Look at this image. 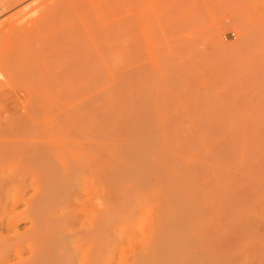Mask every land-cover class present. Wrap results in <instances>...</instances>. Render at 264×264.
I'll return each mask as SVG.
<instances>
[{"label":"rangeland","instance_id":"1","mask_svg":"<svg viewBox=\"0 0 264 264\" xmlns=\"http://www.w3.org/2000/svg\"><path fill=\"white\" fill-rule=\"evenodd\" d=\"M81 2L0 1V264H264V0H94L69 89Z\"/></svg>","mask_w":264,"mask_h":264},{"label":"bare ground","instance_id":"2","mask_svg":"<svg viewBox=\"0 0 264 264\" xmlns=\"http://www.w3.org/2000/svg\"><path fill=\"white\" fill-rule=\"evenodd\" d=\"M0 1H2L4 3L3 6L4 5L7 6L11 0H0ZM95 2H94V0H84L83 3L81 2V4L78 5V11H77L79 14V19L76 17L81 22L80 25L74 26L72 28V31L70 34L67 33L64 36L58 35L59 40L64 41V46L66 47L67 52L69 54H72V55L77 57V59L73 60L72 63L64 69L65 76H63V77H65V78H61L60 82L58 83L62 87L69 88V89L81 87L77 84L78 81L75 82L74 80H70V78L75 77V76L77 77V76L81 75V77H82V75H83L85 77V76L93 75L95 73H98V74L106 73L107 71H108V73H111V72H109L108 65L106 64V61H105V55L107 52L106 49L108 47V44L106 42L107 39L102 37L104 33L101 35L99 33L98 29H96L94 27V24H93L99 15L98 14L99 12H97L98 9L95 5ZM102 7L104 8V5L101 6V8ZM103 12H105V11H103ZM75 15H76V13H75ZM78 20H77V22H78ZM77 22H75V23H77ZM30 25H31V23H30ZM32 25H34V24H32ZM16 27H18V25ZM42 28L39 25H34L31 28V30L28 32H23V31L20 32L18 30L17 31L20 33L16 34V32H14L15 33L14 37L10 43L11 52H13L12 54H10L11 58L13 59L12 55H14L15 58L18 57V54H20L21 48H23V49L28 48L29 51H27V52H29V54H31V53L34 54V52L36 51L35 45L32 43L34 41L30 40V37H32L35 32H36V35L38 36L37 32L40 31ZM16 29H18V28H16ZM44 30H46L45 26H44ZM46 35H48V34H46ZM37 36L35 37V35H34L33 38H31V39L32 40L35 39V41H36V39L38 38ZM53 38L54 37H51V40L48 39L49 41H47L46 43L55 40ZM28 39L31 42H27ZM39 42H40V40H39ZM46 43H44V44H46ZM63 49H65V48H63ZM25 56H26V53H24L21 56V58L23 59V58H25ZM98 74H97V76H99ZM101 76H103V74H101ZM94 77H96V76H94ZM150 91H151V89H150ZM168 98H170V96ZM165 99L167 100V97ZM159 177H160V175H159Z\"/></svg>","mask_w":264,"mask_h":264}]
</instances>
